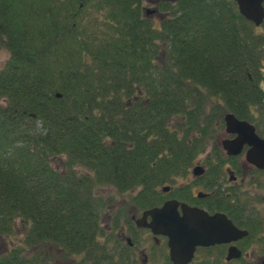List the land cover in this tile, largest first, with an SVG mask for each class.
Instances as JSON below:
<instances>
[{"label": "trees", "instance_id": "obj_1", "mask_svg": "<svg viewBox=\"0 0 264 264\" xmlns=\"http://www.w3.org/2000/svg\"><path fill=\"white\" fill-rule=\"evenodd\" d=\"M0 45V237L24 229L0 264H104L100 188L151 198L190 130L264 110V21L234 0H0Z\"/></svg>", "mask_w": 264, "mask_h": 264}, {"label": "flooded vegetation", "instance_id": "obj_2", "mask_svg": "<svg viewBox=\"0 0 264 264\" xmlns=\"http://www.w3.org/2000/svg\"><path fill=\"white\" fill-rule=\"evenodd\" d=\"M154 12L145 10L146 15ZM260 108L254 107L249 119L225 112L207 129L190 130L187 141L194 143L195 152L184 168L174 171L151 198L138 193L127 216L122 208L108 218L104 264H176L170 258L169 237L148 226L153 221L148 212L169 201H176L180 217L182 206L186 209L191 234L185 264H264V110ZM227 113L248 122L253 131H230Z\"/></svg>", "mask_w": 264, "mask_h": 264}, {"label": "water", "instance_id": "obj_3", "mask_svg": "<svg viewBox=\"0 0 264 264\" xmlns=\"http://www.w3.org/2000/svg\"><path fill=\"white\" fill-rule=\"evenodd\" d=\"M238 12L255 26H260L264 21V0H234ZM228 129H248L253 127L246 121H240L232 113L225 115ZM176 201H169L161 208H154L148 213L153 216V221L148 224L154 233H162L169 237L170 258L176 264H185L189 248L186 242L191 234L187 227L186 209L182 206L183 215L180 217L176 211ZM138 226L142 225L138 220Z\"/></svg>", "mask_w": 264, "mask_h": 264}, {"label": "rangeland", "instance_id": "obj_4", "mask_svg": "<svg viewBox=\"0 0 264 264\" xmlns=\"http://www.w3.org/2000/svg\"><path fill=\"white\" fill-rule=\"evenodd\" d=\"M144 14L145 10H149L150 12H153L156 10V7L153 4H150L148 2L144 3L143 6ZM146 15V14H145ZM154 19L158 18V14H154L152 16ZM9 57L8 50L3 47V45H0V69L4 66L7 59ZM211 106L210 104L208 107ZM133 193H124L120 194L117 193L113 188L111 187H103L99 189V196L104 198L107 201V207L106 210L103 213L102 218V224L105 225H111V223L108 221V218L114 216L116 212L121 210L122 208L125 209L126 216L127 214L133 210L132 206H129L130 198L133 196ZM24 232V229L20 224H18L15 228V233L13 236L9 237H0V253L3 251H7L11 247L15 246H21V239L22 234ZM150 240V239H149ZM42 251L43 253H46L45 255L51 256V259L56 264H76L79 260V256L73 255V256H65L64 253L57 247L53 246L52 244H42L40 246H36L34 248L26 247V252L29 251Z\"/></svg>", "mask_w": 264, "mask_h": 264}]
</instances>
